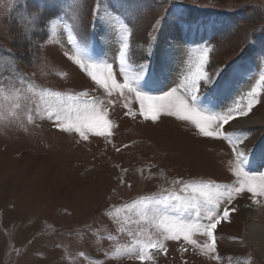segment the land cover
<instances>
[{
  "label": "rangeland",
  "instance_id": "1",
  "mask_svg": "<svg viewBox=\"0 0 264 264\" xmlns=\"http://www.w3.org/2000/svg\"><path fill=\"white\" fill-rule=\"evenodd\" d=\"M98 6L100 16H107L100 21L111 26L109 32L123 40L127 29L125 64L130 75L141 73L153 24L174 7L183 15L227 19L229 28L217 36L208 56V73L255 44L260 73L254 74L235 109L247 105L253 88L258 102L247 116L220 130L231 141L203 137L192 120L163 112L155 123L145 120L135 93L109 96L67 58L65 53L83 63L92 61V18ZM175 46L178 54L169 64L180 61L195 68L202 48ZM168 48L163 52L170 56ZM239 62L237 70L247 76L245 58ZM113 75L123 83L119 65H113ZM262 75L264 0H0V264H151L153 248L144 249V260L136 255L149 237L157 239L156 229L140 215L141 202L191 196V186L203 184L231 187L238 182L240 167L251 171L246 163L238 164L237 153L250 152L264 132V123H250L264 117ZM188 91L189 85L179 87L177 95ZM205 92L199 88L197 95ZM92 101L103 102L96 104V111L109 121L111 135L88 131L85 140L58 130L48 119L57 106L83 111L91 109ZM193 107L194 116L205 115ZM129 108L134 117L126 115ZM241 127L248 131L243 143L237 137ZM256 200L246 191L233 200L236 211L217 226L214 253L201 249L208 238L196 233L194 245L183 239L163 241L167 254L159 250L158 263L264 264V254L249 236L253 212L258 215L253 223L264 225V197ZM194 215L185 213L184 218ZM201 222H206L203 213Z\"/></svg>",
  "mask_w": 264,
  "mask_h": 264
},
{
  "label": "snow or ice",
  "instance_id": "2",
  "mask_svg": "<svg viewBox=\"0 0 264 264\" xmlns=\"http://www.w3.org/2000/svg\"><path fill=\"white\" fill-rule=\"evenodd\" d=\"M103 0H101V3ZM101 11L98 6L93 10V15L99 14ZM105 12L107 10H104ZM162 19H157L152 26V32L149 36L152 37L153 33L158 34L162 26ZM123 37V49L119 50V70L120 75L123 76V83H118L117 79L113 75V64L104 63L99 67L92 62L83 63L79 58L65 55L69 60H74L79 67L86 72V74L105 92L111 96L113 92H119L124 94L125 90L129 93H135L139 98L140 110L139 115L145 120H151L157 122L160 114L166 113L170 116H176L181 120H192L195 127L199 130V133L203 137L219 138L224 140H232V137L228 135L226 130L221 135L222 129L225 126H229L232 121L247 116L253 109V106L257 101V90L253 88L247 95L249 97L247 105L238 109L229 108L215 115H193L195 108L193 105L198 99V91L201 82L207 84L212 80V76H219L223 69L210 75L206 71L208 65V53L207 47L200 51V55L197 58V64L194 72H190L187 80L189 85V91L185 95H177L178 89L172 88L170 91L164 92L160 96H151L147 92L141 90V80H144L143 73L148 70V59L152 53H149L141 65V74L130 75L126 71L125 64V50L128 49V32L124 30ZM155 39V37H154ZM75 45V39L71 40ZM79 52L80 50L77 49ZM261 82H264V75L260 77ZM145 86L149 84V81H144ZM147 102V103H146ZM103 103L92 101L91 109H65L62 106H57L54 111H50L48 119L53 121V124L58 130L71 133H78L79 136L87 140L86 132L92 131L97 136H105L109 132L110 123L108 120L96 111V104ZM109 103H112L109 101ZM18 107V105H17ZM52 106L49 105V108ZM125 107H128L125 105ZM203 111V110H201ZM75 112V115H73ZM53 115L55 119L53 120ZM126 115L134 117L136 113L132 112L129 108ZM29 122L32 121V116L28 117ZM239 141L233 142V150L236 151L235 144ZM126 147V145H125ZM119 151V149H117ZM237 161L239 165H243L248 161V157L244 152L237 153ZM238 182L236 185L229 187L228 185L221 184H203L199 186H191V190L194 195L191 196H175L174 198L164 197L159 200L149 198L147 202H141L140 215L143 220L152 225L156 229L157 239L153 241L151 237L148 239L147 244H141L140 250L136 251V255L140 260H144L147 257L146 248H155L161 250L164 254H167L163 241H177L181 239L189 244H196V241L192 239V236L196 233H200L206 236L207 241L201 246L202 250H206L209 253L216 251L215 231L217 226L222 220L227 221L232 212L236 209L231 207L233 200L245 191L251 195L252 202L258 203L256 197H264V173H258L253 171H246L243 167H240L236 172ZM149 204L154 206L150 209ZM158 205H163L161 208ZM194 217L184 218L185 213H193ZM203 213V219L206 222H201V214ZM187 249H185L186 251ZM131 254V252H130Z\"/></svg>",
  "mask_w": 264,
  "mask_h": 264
},
{
  "label": "bare ground",
  "instance_id": "3",
  "mask_svg": "<svg viewBox=\"0 0 264 264\" xmlns=\"http://www.w3.org/2000/svg\"><path fill=\"white\" fill-rule=\"evenodd\" d=\"M162 21L163 22H162V26H161V28L159 30V33L158 34L153 33V36L152 37L158 38L160 43L165 40L164 46L163 45H162L163 47L160 46V49L162 51V50H164V48L166 49L169 46L168 49L169 50L171 49V53H172L173 56L170 55V56H166V57L168 58V60H173L174 57H175L174 55L175 54L177 55L178 53L177 52H174L175 50L173 51L172 49L176 48L175 45H177V47H180L181 46L180 43H181L182 40H184L183 39L184 36L181 33L182 31H181V28H180L179 25H174V24L170 23V21H169V15H167V17L165 19H163ZM96 22L97 23H96V27H95V32H96L95 42L99 46H104V48H107V49L108 48H111L112 43H113V38H111V35L109 34V31H110V27L111 26L110 27L105 26L104 28H101V25H100L99 21L97 20ZM151 32H152V29H151ZM150 51H152V50L150 49ZM176 51H177V49H176ZM179 52H180V50H179ZM249 52H251V51H248V53ZM184 55H185V53H184ZM187 55H189V54H187ZM180 57H182V56H180ZM179 59H181V58H179ZM178 62H180V61H178ZM183 65L185 66V64H183ZM171 71H173V70L171 68H168L167 73H170ZM218 83L222 85L223 82L219 81ZM223 85H224V87H228L225 83H223ZM247 123H243V125H245ZM250 123H252V124H261V123H264V117L259 116L257 118H254L253 120H251ZM163 132L164 133H166V132H175V133H177V131H174V130H169V131L166 130V131H163ZM157 134H159V133H157ZM253 159L256 160L257 157H254ZM251 218H252V220H251L252 223H250L249 236H250L251 240L255 243V245L259 246V252L261 254H264V225H262L261 223H253V221H255L258 218V215H257L256 212H253V215H252Z\"/></svg>",
  "mask_w": 264,
  "mask_h": 264
},
{
  "label": "trees",
  "instance_id": "4",
  "mask_svg": "<svg viewBox=\"0 0 264 264\" xmlns=\"http://www.w3.org/2000/svg\"><path fill=\"white\" fill-rule=\"evenodd\" d=\"M235 27H236V26H235ZM235 27H234V28H235ZM222 35H223V34H222ZM216 38H217V37H215V38L213 39L212 46H213L215 43H217V42H216ZM224 38H225V36L222 37V40H223ZM214 42H215V43H214ZM213 48H214V46H213Z\"/></svg>",
  "mask_w": 264,
  "mask_h": 264
}]
</instances>
